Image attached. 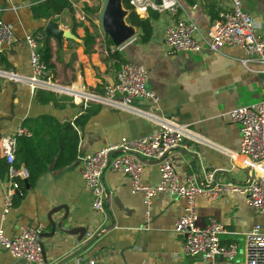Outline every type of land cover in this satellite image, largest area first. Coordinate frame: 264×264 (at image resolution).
<instances>
[{
    "label": "crops",
    "instance_id": "crops-1",
    "mask_svg": "<svg viewBox=\"0 0 264 264\" xmlns=\"http://www.w3.org/2000/svg\"><path fill=\"white\" fill-rule=\"evenodd\" d=\"M41 1L0 0V21L13 30L10 43L0 52L4 62L0 63V71L22 77L30 75L24 35L41 29L45 36L43 28L47 22L33 20L29 13V7ZM69 1L73 13L64 11L51 21L72 36L61 38L59 42L48 38L52 75L64 86L68 83L73 89L97 92L112 82L116 72L115 62L107 54L105 37L101 36L94 19L100 6L95 4L97 0ZM209 1L214 4V12L227 4V0ZM238 1L241 10L250 14L255 33L263 37L264 0ZM180 2L190 20L205 31L213 19L204 7V1L197 0L192 6ZM84 6H97V11L84 13ZM169 23L167 15L157 14L146 43L139 42L138 31L132 27L133 37L116 50L124 62L147 71L146 88L158 96L159 114L182 128L189 137L183 139L171 154L178 176H194L203 188L243 184L248 169L236 154L238 129L229 121L228 112L260 100L264 93L261 66L253 62L242 66L240 60L245 59V54L237 47H223L216 53L199 51L166 55L162 39ZM84 29L94 36V43L87 53L82 41ZM34 93L25 84L0 77V158H4L8 140L21 129L25 120L50 116L60 123L71 122L82 112L71 102L40 105L35 101ZM88 105L94 112L79 133L76 161L57 170L50 166L4 217L5 184L0 178V230L6 237H14L24 227L39 226V235L46 234L49 232L47 213L53 208H61L52 220L65 216L64 228L83 229L84 234L78 243L76 234L56 231L49 239L41 237L39 244L45 264H80V261L81 264L89 261L94 264H204L200 257L186 258L181 254L182 237L173 232V226L184 203L171 194H157L145 205L140 195L131 193L127 176L106 171L102 176L106 194L104 221L102 216L91 213L90 194L82 182L78 158L121 138L135 140L149 136L156 132V127L124 111ZM222 151L229 152L230 156ZM142 163L141 183L156 185L159 177L155 164L148 160H142ZM206 173L210 175L208 182ZM193 204L198 226L212 218L224 227L219 242L236 245V254L230 262L216 258L214 264H243L246 231L259 226L260 232L264 233V213L248 207L237 193H227L215 200L198 195ZM100 221H103L105 232L89 239L90 246L72 256L87 244L83 242L85 234L94 230ZM0 264L30 263L14 261L0 247Z\"/></svg>",
    "mask_w": 264,
    "mask_h": 264
},
{
    "label": "built area",
    "instance_id": "built-area-1",
    "mask_svg": "<svg viewBox=\"0 0 264 264\" xmlns=\"http://www.w3.org/2000/svg\"><path fill=\"white\" fill-rule=\"evenodd\" d=\"M127 5L141 19L147 17L150 11L170 18L162 39V49L166 55L199 51L216 53L223 47H237L245 54L240 64L245 66L248 62L257 63L264 77V36L255 33L250 14L241 10L238 0H227V4L217 10L215 18L203 32L185 14L180 0H127ZM42 38V33L37 31L24 35V43L29 52L28 77L2 71L0 77L13 83L25 84L31 93L43 91L55 97H67L82 110L88 104L105 106L127 112L156 127V132L149 136L135 140L121 138L116 143L78 158L80 176L90 194L91 213L102 216L104 221L106 194L102 176L106 171L120 172L127 176L131 193L140 195L145 205L160 193H168L183 200L182 213L174 223L173 232L182 237L181 254L184 257H200L204 264H214L216 258L230 262L236 254V245L219 242L224 227L214 219L208 218L203 226L196 224L193 201L198 195L206 200H215L227 193H237L248 207L260 214L264 213V93L259 101L228 112L229 121L238 129L236 154L243 159V165L248 169L245 181L243 184H218L203 188L194 176L180 177L173 167L172 151L179 147L183 139L189 137L182 128L159 114V98L147 90V71L143 67L130 62L121 64L112 82L104 85L100 92L73 89L56 81L52 71L41 61L38 50ZM11 39V27L0 21V52ZM135 103L141 107L135 106ZM23 133L22 129H18L15 135ZM12 149L13 139L8 140L3 152L8 164L2 197L3 217L13 208L12 199L17 191L13 179L24 180L26 177L24 170L11 167ZM222 152L230 156L229 152ZM142 160L155 164L159 177L156 185L145 186L141 183ZM205 177L206 181L210 179L207 173ZM103 221L85 234L84 243L105 232ZM40 232L39 226H27L16 236L6 237L0 230V247L14 261L45 264L37 242ZM245 236L243 264H264V233L260 232L259 226H253L246 231ZM87 264L94 262L89 261Z\"/></svg>",
    "mask_w": 264,
    "mask_h": 264
},
{
    "label": "trees",
    "instance_id": "trees-1",
    "mask_svg": "<svg viewBox=\"0 0 264 264\" xmlns=\"http://www.w3.org/2000/svg\"><path fill=\"white\" fill-rule=\"evenodd\" d=\"M187 6H192L197 0H181ZM204 1V7L207 9L211 19H214V4L209 0ZM121 5L126 10L125 22L130 27L138 31V40L140 43H146L152 33V22L157 19V14L148 12L147 17L141 19L135 16L127 5V0H121ZM73 13V8L69 0H43L34 3L29 7L30 17L33 20L44 22L54 21L62 12ZM84 13L93 14L97 11V6L88 8L84 6ZM76 25H74V28ZM41 33V29L37 30ZM43 35V34H42ZM82 41L84 42V52H88L90 45L94 43V36L90 35L86 29L83 30ZM105 45L110 60L115 62L116 70L125 63L118 51L113 47L111 41L105 37ZM111 49V50H110ZM41 61L49 70H53L50 63L51 55L48 46V38L43 36L42 43L38 50ZM0 63H4L0 55ZM97 92H100L97 91ZM35 101L40 105L54 104L58 105L55 96L48 92L36 91L34 93ZM81 114L71 122H58L53 117L41 116L34 119H27L21 124L24 131L21 135L13 136V169H22L26 173L24 180L14 178L17 185L18 196L14 195L12 199L13 207L17 206L23 198L26 191L33 187L38 177L44 174L51 166L52 169H62L72 165L76 161L77 148L79 142V133L84 127L88 117L94 112L89 109V105L81 110ZM8 164L4 158H0V178L6 176Z\"/></svg>",
    "mask_w": 264,
    "mask_h": 264
},
{
    "label": "water",
    "instance_id": "water-1",
    "mask_svg": "<svg viewBox=\"0 0 264 264\" xmlns=\"http://www.w3.org/2000/svg\"><path fill=\"white\" fill-rule=\"evenodd\" d=\"M100 7L98 13L95 15V22L102 37H107L113 47L119 48L123 44L127 43L133 37V28L125 24L126 10L122 8L121 0H98ZM43 32L47 38H52L59 42L61 38H72L71 34L67 31H63L58 28L56 24L51 21H47L43 28ZM66 84V83H65ZM68 86V83H67ZM56 102L70 103V99L67 97H55ZM18 196V192L14 193ZM61 208H53L46 215V223L49 228V232L46 234L38 235L37 242L41 237L51 238L57 231L65 235H77V243L80 241L84 234L83 229H66L64 228V222L66 217H60L57 221L52 220V216L56 214ZM91 242L82 247L78 252H75L72 256H76L79 252L87 249ZM42 250L41 244H39ZM43 253V252H42ZM24 262V261H19Z\"/></svg>",
    "mask_w": 264,
    "mask_h": 264
},
{
    "label": "rangeland",
    "instance_id": "rangeland-1",
    "mask_svg": "<svg viewBox=\"0 0 264 264\" xmlns=\"http://www.w3.org/2000/svg\"><path fill=\"white\" fill-rule=\"evenodd\" d=\"M95 4H96V5H98V6H100V5H99V2H98V0H97V1H95ZM11 31H12V33H13V30H12V28H11Z\"/></svg>",
    "mask_w": 264,
    "mask_h": 264
}]
</instances>
